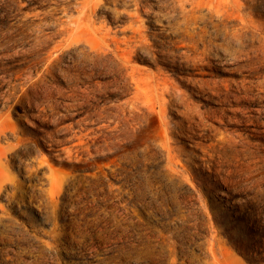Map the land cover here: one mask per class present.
<instances>
[{"label": "rangeland", "instance_id": "374dc122", "mask_svg": "<svg viewBox=\"0 0 264 264\" xmlns=\"http://www.w3.org/2000/svg\"><path fill=\"white\" fill-rule=\"evenodd\" d=\"M106 1L0 0V264H264V0Z\"/></svg>", "mask_w": 264, "mask_h": 264}, {"label": "bare ground", "instance_id": "6f19581e", "mask_svg": "<svg viewBox=\"0 0 264 264\" xmlns=\"http://www.w3.org/2000/svg\"><path fill=\"white\" fill-rule=\"evenodd\" d=\"M106 1V0H105ZM107 2V1H106ZM110 2V1H109ZM116 2V1H115ZM138 2V1H137ZM159 3V2H158ZM209 3V2H208ZM116 4V3H115ZM112 6V5H111ZM112 7H114V6H112ZM143 7V6H142ZM144 8V7H143ZM114 9V8H113ZM169 10V9H168ZM175 10V9H174ZM151 11V10H150ZM159 11V10H158ZM150 13V12H149ZM157 13V12H156ZM148 14V13H147ZM155 15V14H154ZM162 15V14H161ZM157 16V15H156ZM163 16V15H162ZM191 17V16H190ZM153 18V17H152ZM163 18V17H162ZM167 19V18H166ZM173 19V18H172ZM193 19V18H192ZM177 20V19H176ZM170 21V20H169ZM180 21V20H179ZM178 21V22H179ZM171 22V21H170ZM175 23V22H174ZM190 24V23H189ZM171 25V24H170ZM173 26V25H172ZM233 26V25H232ZM169 29V28H168ZM126 31V30H125ZM181 31V30H180ZM126 32H128V31H126ZM164 32H166V31H164ZM182 32V31H181ZM188 32V31H187ZM170 33V32H169ZM184 33V32H183ZM171 34V33H170ZM161 35V34H160ZM172 35V34H171ZM179 35V34H178ZM162 36V35H161ZM175 36H177V35H175ZM176 38V37H175ZM170 39V38H169ZM153 40V39H152ZM177 40V39H176ZM191 41V40H190ZM188 42V41H187ZM157 43V42H156ZM180 43V42H179ZM61 45V44H60ZM84 45V44H83ZM173 45V44H172ZM126 47V46H125ZM156 47V46H155ZM195 47V46H194ZM225 48V47H224ZM77 50V49H76ZM159 50V49H158ZM157 50V51H158ZM184 50V49H183ZM186 50V49H185ZM184 50V51H185ZM211 50V49H210ZM58 51V50H57ZM156 51V52H157ZM248 52V51H247ZM203 53V52H202ZM61 54V53H60ZM64 54V53H63ZM71 54V53H70ZM79 54V53H78ZM152 54V53H151ZM156 54V53H155ZM113 55V54H112ZM146 55V54H145ZM182 55V54H181ZM193 55V54H192ZM20 56V55H19ZM134 56V55H133ZM195 56V55H194ZM74 57V56H73ZM72 57V58H73ZM83 57H85V56H83ZM87 57V56H86ZM146 57V56H145ZM245 57V56H244ZM257 57V56H256ZM65 58V57H64ZM77 58V57H76ZM120 58V57H119ZM141 58V57H140ZM172 58V57H171ZM184 58V57H183ZM186 58V57H185ZM190 58V57H189ZM204 58L206 59V57L205 56H202V57H200L199 59H197V60H195V62H196V65L197 66H201V65H203V61H204ZM116 59V58H115ZM232 59L233 60H236L235 59V57H232ZM19 60V59H18ZM54 60V59H53ZM74 60V59H73ZM78 60V59H77ZM76 60V61H77ZM96 60V59H95ZM94 60V61H95ZM114 60V59H113ZM154 60V59H153ZM158 60V59H157ZM175 60V59H174ZM189 60V59H188ZM15 61V60H14ZM48 61V60H47ZM72 61V60H71ZM168 61V60H167ZM230 61H232L231 59H230ZM27 62V61H26ZM59 62V61H58ZM161 62V61H160ZM225 62V61H224ZM20 63V62H19ZM77 63V62H76ZM81 63H83V62H81ZM164 63V62H163ZM189 63V62H188ZM227 63V62H226ZM234 63V62H233ZM59 64V63H58ZM100 64V63H99ZM170 64V63H169ZM215 64V63H214ZM80 65V64H79ZM103 65V64H102ZM178 65V64H177ZM218 65V64H217ZM252 65V64H251ZM72 66V65H71ZM70 66V67H71ZM92 66V65H91ZM13 67V66H12ZM55 67V66H54ZM76 67V66H75ZM93 67V66H92ZM94 67H95V65H94ZM96 67H98V66H96ZM105 67V66H104ZM221 67V66H220ZM257 67V66H256ZM184 68V67H183ZM207 68V67H206ZM2 69V68H1ZM93 69V68H92ZM103 69V68H102ZM112 69V68H111ZM214 69V68H213ZM42 70V69H41ZM76 70H77V68H76ZM94 70V69H93ZM197 70V69H196ZM66 71H68L67 69H66ZM71 71V70H70ZM75 71V70H74ZM95 71V70H94ZM116 71V70H115ZM190 71V70H189ZM19 72V71H18ZM30 72H31V70H30ZM63 72V71H62ZM104 72V71H103ZM102 72V73H103ZM117 72V71H116ZM68 73V72H67ZM77 73H79V72H77ZM119 73H120V71H119ZM121 73H122V71H121ZM259 73V72H258ZM44 74V73H43ZM62 74V73H61ZM60 74V75H61ZM101 74V73H100ZM104 74V73H103ZM205 74V73H204ZM213 74V73H212ZM65 75V74H64ZM23 76V75H22ZM53 76V75H52ZM57 76V75H56ZM59 76V75H58ZM68 76V75H67ZM71 76V75H70ZM90 76V75H89ZM103 76V75H102ZM116 76V75H115ZM237 76V75H236ZM69 77V76H68ZM72 77V76H71ZM108 77V76H107ZM239 77V76H238ZM38 78V77H37ZM103 78V77H102ZM154 78V77H153ZM4 79V78H3ZM73 79H74V77H73ZM38 79H36V81H37ZM70 80V79H69ZM117 80V79H116ZM214 80V79H213ZM216 80V79H215ZM118 81V80H117ZM219 81V83L218 82H213V85L212 86H205L204 84H200V85H198V87L201 89V90H206V89H209V91H210V93L213 95V96H216L217 98H218V100H219V102H221V103H226V102H229V97L230 96H232L233 97V99H234V101H235V103H241L242 101H249L250 99L251 100H253V96L255 95V93H253V89L250 87V84L246 81V79L245 78H242V79H240V80H235V81H220V80H218ZM154 82V81H153ZM37 83V82H36ZM195 83V82H194ZM260 83V82H259ZM45 84V83H44ZM261 84V83H260ZM30 85V84H29ZM162 85V84H161ZM39 86V85H38ZM50 87V86H49ZM103 87V86H102ZM168 87H169V85H168ZM259 87V86H258ZM26 88V87H25ZM28 88V87H27ZM30 88V87H29ZM28 88V89H29ZM36 88V87H35ZM47 88V87H46ZM27 89V90H28ZM31 89V88H30ZM34 89V88H33ZM240 89H243V91H244V93L243 94H239V92H240ZM258 90H259V92H264L263 91V89H261L260 87L259 88H257ZM157 90V89H156ZM155 90V91H156ZM160 90V89H159ZM170 90V89H169ZM173 90V89H172ZM29 91V90H28ZM37 91V90H36ZM31 92V91H30ZM167 92V91H166ZM26 93V92H25ZM175 93H177V92H175ZM194 93V92H193ZM28 94V93H27ZM1 95V94H0ZM49 95V94H48ZM164 95V94H163ZM166 95V94H165ZM164 95V96H165ZM263 95V93H261V94H259L258 95V97L259 96H262ZM7 96V95H6ZM24 96H25V94H24ZM24 96H21V97H24ZM156 96H157V93H156ZM202 96V95H201ZM207 96V95H206ZM264 96V95H263ZM158 97V96H157ZM166 97V96H165ZM28 98V97H27ZM168 98V97H167ZM170 98V97H169ZM180 98V97H179ZM29 99V98H28ZM171 99H172V97H171ZM183 99V98H182ZM158 100V99H157ZM163 101H164V99H162ZM175 100H177V99H175ZM264 100V99H263ZM18 102H19V100H18ZM21 102V101H20ZM191 104V103H190ZM189 104V105H190ZM243 105H245V104H243ZM251 106V105H250ZM233 107V106H232ZM241 107V106H240ZM240 107H237V108H233L231 111H233V112H235V110L236 111H239V110H243V111H250L249 109H244V108H240ZM218 108V107H217ZM193 109V108H192ZM216 109V108H215ZM230 110V109H229ZM184 111H186V110H184ZM209 111V110H208ZM256 111V110H255ZM187 112H189V111H187ZM195 114V113H194ZM193 114V115H194ZM202 114V113H201ZM188 115V114H187ZM239 115V114H238ZM189 116V115H188ZM195 116V115H194ZM250 116V118H249V122H248V124H253V115L252 114H250L249 115ZM196 117V116H195ZM216 117V116H215ZM189 118H190V116H189ZM189 118H188V120H189ZM214 118V117H213ZM243 118V117H242ZM190 119H192V118H190ZM239 119L238 118H236V120L234 121L235 123H239ZM242 121V120H241ZM248 121V120H247ZM233 124V123H232ZM241 125V124H240ZM244 126V125H243ZM250 127V126H249ZM192 128V127H191ZM255 131H259V130H255ZM244 134V133H243ZM235 137V136H234ZM225 145V144H224ZM247 148V147H246Z\"/></svg>", "mask_w": 264, "mask_h": 264}]
</instances>
